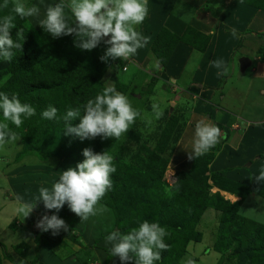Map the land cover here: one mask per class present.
<instances>
[{"label":"rangeland","instance_id":"rangeland-1","mask_svg":"<svg viewBox=\"0 0 264 264\" xmlns=\"http://www.w3.org/2000/svg\"><path fill=\"white\" fill-rule=\"evenodd\" d=\"M3 1L0 0V2ZM23 2L28 6L35 5L40 8L38 17H28L20 21L22 26L31 33L33 39L39 43V21L45 17L46 6L59 3L60 0H23ZM149 6L150 13L143 24L137 26V30L150 36L151 41L145 48L138 50V54L128 61L118 59L105 62L100 57L104 54L107 45L101 42L91 51L81 50L83 56L80 60L82 59L84 65L100 75L98 84L103 89L108 85H115L117 91L127 96L133 107L139 109L142 115L151 112L152 97L158 95L162 106H166L164 115L161 119L154 121V130L151 132H148L145 120L138 118L130 131L123 134L120 139L100 138L99 148L95 152L107 150L114 157V165L117 168L115 174H118L120 178L130 175L142 181H151L154 172H162L161 181L158 183L155 181L156 191L160 193L168 191L172 184L178 181L175 173L179 170L189 171L194 177H204L209 194H218L231 205H237L238 216L257 224L248 227L246 237H251L252 231L256 230L264 233V224L249 218L258 212H264V188L262 193H258L254 187L249 190L242 188L250 187L254 180H250L248 174L239 170L242 164L233 165L234 158L228 156L233 148L226 145L231 137L240 134L245 138V144L239 148H245L246 145L250 147L253 136H249V129L253 125L264 129V9L240 2V0H149ZM160 13H163L161 18H159ZM164 27L178 36L186 31L183 38L194 42L199 47L204 45L202 49L189 45L200 53L195 52L192 58H189L188 72L194 71L203 61L206 62L214 56V59L226 60L230 66V72L226 76L217 78L211 85L204 84L203 93L199 91L196 82L184 84L183 81L179 82L175 79H173L174 82L170 81L172 78L162 79L164 66L160 64L151 47L157 33ZM232 28L238 30V39L231 36ZM213 30L214 34H212ZM62 39L66 40L64 46L67 49L69 41L72 40L73 44L75 36L67 35L63 36L61 41ZM97 48L100 49V54ZM206 49L214 50L212 53L203 55ZM202 58H208V60H202ZM242 58L250 60L249 67L243 70L240 63ZM7 66L8 61H0V70ZM7 78L8 75L0 78V86ZM158 84L160 87L157 91ZM189 92L198 97L189 95ZM193 112L198 114L197 117L193 116ZM234 113L239 117L249 118L254 121L253 124L249 125L250 128L244 126L245 131H243L240 126L247 123L239 124V118L238 122L232 120V118L236 119ZM222 116H228V118L221 123L219 120ZM200 120L217 125L222 130V137L223 133L225 137L206 155L190 160L188 152L194 140L195 125ZM0 122H3L2 116H0ZM235 125L239 127L236 126L235 129ZM12 131L15 132L17 140L1 149L0 158L7 155L11 159L10 162L15 163L19 160L31 159L40 165L37 169L33 168L37 174L31 181L32 188H39L41 185L51 187L63 170L75 167L78 163L67 151L65 135L59 129L49 130L43 135L42 141L34 143L33 146L25 143L16 130ZM255 136L257 139L264 138V130L258 131ZM180 139H183L181 147L178 145ZM242 141L243 138L239 137V140L234 143L240 144ZM238 150L237 148L235 152ZM256 151H259L260 156L264 158V141L254 152ZM153 152L167 160L165 168H159L157 164H153V169L147 168L148 164H151L148 161L150 153ZM256 153H253V158L246 159L242 167L250 166L257 157ZM136 182L133 187H128L129 195L125 197L126 202L123 205L118 204L119 213L124 215L133 208V220L127 223L128 229L121 231L122 233L138 227L145 220L137 208L138 201L144 202L139 200L142 191L135 188ZM36 192L38 193L37 190ZM239 194H243L241 202H239ZM102 203L109 211L90 217L86 221H81V218L73 213L67 204L56 213L66 221L68 225L66 232L71 235V239L64 237L58 243L64 242V245L59 246V250H67L70 242L72 246L74 245L72 248L74 257H82L83 254L84 257H88L82 264H103L100 262L98 252L102 257L106 256L105 260L111 259L110 245L106 243L105 236L116 228V212L104 200ZM148 208H151L149 204L141 207L140 211L144 212ZM241 208L251 210L248 215H245ZM50 212L51 210L48 211ZM222 216V212L212 206L204 208L195 226V229L201 233V238L199 241H190L187 244L186 251L177 264H182L189 258L194 261V264H200L195 261V258L200 259L201 256L204 257V254L210 264L213 261L214 264H236L235 262L242 261L236 257L238 247L243 245L239 242L243 237L242 231L237 224L222 228L220 224ZM239 222L241 220L237 219V223ZM64 231L62 229L58 236ZM216 244L222 249L215 250ZM207 253L210 254L206 255ZM71 255L73 256L72 253Z\"/></svg>","mask_w":264,"mask_h":264},{"label":"clouds","instance_id":"clouds-1","mask_svg":"<svg viewBox=\"0 0 264 264\" xmlns=\"http://www.w3.org/2000/svg\"><path fill=\"white\" fill-rule=\"evenodd\" d=\"M0 7L9 8V0H4ZM11 13L14 15L0 17V59L8 62L15 58V50L23 49L19 39H13V20L17 16L20 19L38 17L40 8L28 6L23 0H11ZM149 13V0H60L59 3L46 6L45 17L39 21V25L54 39L74 34L75 47L81 50L91 51L103 42L107 47L100 57L102 61H128L151 41L150 36L137 30V26L143 24ZM230 31L234 39L239 38L236 28ZM208 66L217 69V78L230 72V66L223 58L210 60ZM156 87L158 91L160 85ZM165 107L158 95H154L151 112L142 115L127 96L117 91L115 85H108L102 93L86 102L83 115L79 107L67 109L62 116L65 123L64 135L79 137L81 140L97 137L118 140L130 131L138 118L145 120L147 130L151 132L154 130V121L163 117ZM0 111L3 115V122H0V148H3L17 140L9 122L20 127L25 120L36 114V108L30 103L22 102L16 93L0 92ZM41 115L47 120L61 118L58 117V109L51 105ZM77 118L80 122L74 125L73 121ZM222 138V130L217 125L205 120L198 121L188 158L192 160L206 155ZM83 156L85 159L75 167L63 170L50 188L41 186L34 202H24L22 197H18L20 203L17 214L23 219L29 217L40 201L46 210H55L56 213L67 204L81 221L109 211L102 200L106 193L113 190L114 183L110 176L117 171L114 157L107 150L95 152L91 148L83 149ZM250 178L258 183L264 182V166ZM250 210L241 208L245 215ZM249 218L264 224V212H258ZM36 227L42 232L51 230L53 235H57L62 229L68 230L66 221L57 214H44L37 221ZM168 235L165 227L158 222L144 220L127 233H122L119 229L110 231L105 236V241L110 245L111 256L119 257L121 264H131L133 261L134 264H158L162 259V252L170 250V245L165 242ZM182 264L194 262L189 258Z\"/></svg>","mask_w":264,"mask_h":264},{"label":"trees","instance_id":"trees-1","mask_svg":"<svg viewBox=\"0 0 264 264\" xmlns=\"http://www.w3.org/2000/svg\"><path fill=\"white\" fill-rule=\"evenodd\" d=\"M3 2H0V5ZM243 2L264 9V0H243ZM5 15H14L11 13L10 0L9 8L0 7V17ZM20 21L18 16L13 20L15 27L12 29V35L14 40L19 39V42L23 44V49L22 51L15 50V58L8 62L5 69L0 70V78L8 75L6 81L0 86V92L16 93L22 102L30 103L36 108V114L25 120L20 127L9 122L10 128L16 130L25 143L33 146L34 143L42 141L43 135L47 134L49 130L59 129L64 133L65 123L62 116L67 109L79 107L81 115H83V106L89 99L102 93L103 87L98 84L100 75L84 65L82 59L80 60L83 56L82 51L75 47L74 42L72 44V40L69 41V47L65 49L66 40L62 39L61 41L62 37L54 39L40 26L38 30L39 43H37ZM18 31L19 36L17 37ZM185 32L178 36L164 27L157 33L151 50L162 66L166 64L178 42L199 49L203 48L204 45L199 47L194 42L183 38ZM196 33L201 35L197 31ZM96 50L100 54V49ZM49 105L58 109V117L61 118L47 120L42 117V111ZM0 116L3 117L2 111H0ZM79 122L80 119L77 118L73 124ZM65 139L67 151L70 152L71 158L77 162L85 159L83 149L91 148L95 151L99 148L100 137L81 140L79 137L65 135ZM148 161L151 163L148 164V169H153V164H157L159 168H165L167 164V160L155 152L150 153ZM153 176L151 181H142L135 176L129 175V177L120 178L118 174H111L110 178L114 183L113 190L106 193L103 200L111 205L116 212L115 229L125 231L128 229L127 223L133 220V208L124 215L119 213L118 204L123 205L126 202L125 197L129 195L128 187H133L134 182L137 181L135 188L142 191L139 200L144 202L139 203L138 201L139 207L137 208L140 215L150 222H158L165 227L169 234L165 238V242L170 245V250L162 252V259L158 264H177L184 255L187 244L190 241L200 240L201 233L195 229V226L207 206H212L222 212L223 216L220 221L222 228L237 224L241 229L243 237L239 242L243 244L244 248L241 246L237 249L236 257L239 260L252 264L264 260V233L256 230L252 231L251 237H246L248 227L257 224L238 216L236 214L237 205H231L218 194H209L206 178L194 177L189 171L179 170L175 173L178 181L172 184L168 191L160 193L156 191V182L161 181L163 173L154 172ZM260 183L254 180L250 187L242 188L249 190L254 187L258 193H262L264 182ZM238 196L240 197L239 202H241L243 194ZM147 204L151 208L141 212L140 208ZM52 214H56L55 210H51L48 215ZM237 219H240L241 222L237 223ZM122 223H124L123 226ZM64 237L71 239V235L64 231L55 240L47 239V241L50 244H58ZM214 248L218 251L222 249L217 244ZM131 264H134V261Z\"/></svg>","mask_w":264,"mask_h":264},{"label":"crops","instance_id":"crops-1","mask_svg":"<svg viewBox=\"0 0 264 264\" xmlns=\"http://www.w3.org/2000/svg\"><path fill=\"white\" fill-rule=\"evenodd\" d=\"M166 11V10H165ZM163 11V13H165ZM160 13L159 18L163 15ZM214 49H206L203 55H207L208 53H212ZM197 51L196 49H192L188 44L178 42L171 54L168 58V61L164 65V72H162V79L175 81L179 80L183 81L184 84L194 83L198 84L199 91L203 93L204 84H213L217 79V69L210 68L209 61L213 60L208 58H202L203 61L201 65L196 68L192 72H188L187 68L190 64L189 58ZM202 53V52H201ZM192 58V57H191ZM190 58V59H191ZM189 63V64H188ZM249 67V66H248ZM178 78V79H177ZM175 79V80H173ZM191 96L198 97V95H194L191 92L188 93ZM193 116L195 117L198 114L193 112ZM235 114V113H234ZM197 117V116H196ZM199 117V116H198ZM236 122L239 124H243L242 122H246L247 124L240 126V128L245 131V127H249V125L253 124L254 121H251L249 118L239 117L235 114ZM228 116H222L220 118V122H225ZM221 122V123H222ZM256 122V121H255ZM239 125H235L234 128ZM225 129V128H224ZM236 129V128H235ZM260 130H264L260 128V126L251 127L248 131L249 136H253L251 140V145H246L245 148L241 147L242 144H245V138L240 134H237L226 142V145L233 148L232 153H228L234 158L232 160L233 165H243L246 162V159L253 158V153L257 155L256 159L250 166L242 167L239 169L243 173H246L250 177L255 174H258L259 169L263 165L264 158L260 156V152H254L260 144H263L264 138L257 139L255 135ZM225 132V131H224ZM225 137L223 133V138ZM239 137L243 138V141L239 143H234L239 140ZM183 139L178 141L179 147H181ZM239 149L235 152L236 149ZM2 148H0L1 151ZM185 151V150H184ZM183 151V152H184ZM228 152V151H227ZM252 153V154H251ZM0 158V264H82L88 257L78 256V258L74 257L73 246L69 242L70 247L68 246L67 250L60 251L59 246L64 245V242L61 244H50L47 239L55 240L58 237L57 235H53L51 230L48 232H42L40 229L36 227V223L39 219L42 218L44 214H49L46 210L43 202L40 201L37 203L33 213L23 219L22 216L17 214V208L19 206L20 201H18V197H22L24 202H34V197L38 195L36 190L38 191V187L32 188V180L36 176V172H34L33 168L37 169L40 165L36 164L35 161L30 160H19L16 163L14 161L10 162L11 159L7 155L2 156ZM238 170V171H239ZM35 186V185H34ZM43 186V185H41ZM44 187H49L45 185ZM3 210V211H2ZM62 231V230H61ZM76 247V246H75ZM73 254V256L71 255ZM207 253L206 255H209ZM100 262L103 264H121L119 257H110V260H105V257H102L98 252ZM104 256V255H103ZM195 258V261H198L200 264H210V261L207 260V256L202 258ZM109 261V262H108ZM194 262V261H193ZM214 264V261L211 262ZM236 264H252L245 261L235 262ZM254 264H264V261H259Z\"/></svg>","mask_w":264,"mask_h":264},{"label":"water","instance_id":"water-1","mask_svg":"<svg viewBox=\"0 0 264 264\" xmlns=\"http://www.w3.org/2000/svg\"><path fill=\"white\" fill-rule=\"evenodd\" d=\"M240 63H241V69L243 70L250 65V60L248 58H242Z\"/></svg>","mask_w":264,"mask_h":264},{"label":"built area","instance_id":"built-area-1","mask_svg":"<svg viewBox=\"0 0 264 264\" xmlns=\"http://www.w3.org/2000/svg\"><path fill=\"white\" fill-rule=\"evenodd\" d=\"M125 69V68H124Z\"/></svg>","mask_w":264,"mask_h":264}]
</instances>
